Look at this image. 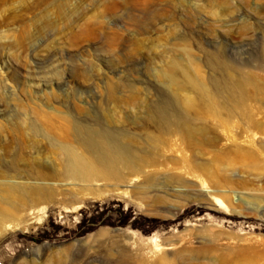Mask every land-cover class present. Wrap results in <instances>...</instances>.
<instances>
[{
  "label": "rangeland",
  "instance_id": "obj_1",
  "mask_svg": "<svg viewBox=\"0 0 264 264\" xmlns=\"http://www.w3.org/2000/svg\"><path fill=\"white\" fill-rule=\"evenodd\" d=\"M1 264H264V0H0Z\"/></svg>",
  "mask_w": 264,
  "mask_h": 264
},
{
  "label": "built area",
  "instance_id": "obj_2",
  "mask_svg": "<svg viewBox=\"0 0 264 264\" xmlns=\"http://www.w3.org/2000/svg\"><path fill=\"white\" fill-rule=\"evenodd\" d=\"M1 264V263H0Z\"/></svg>",
  "mask_w": 264,
  "mask_h": 264
}]
</instances>
